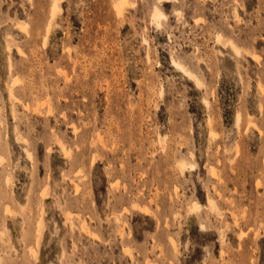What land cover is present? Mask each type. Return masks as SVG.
Wrapping results in <instances>:
<instances>
[{
  "label": "rangeland",
  "instance_id": "1",
  "mask_svg": "<svg viewBox=\"0 0 264 264\" xmlns=\"http://www.w3.org/2000/svg\"><path fill=\"white\" fill-rule=\"evenodd\" d=\"M123 1L0 0V264H264V0Z\"/></svg>",
  "mask_w": 264,
  "mask_h": 264
},
{
  "label": "bare ground",
  "instance_id": "2",
  "mask_svg": "<svg viewBox=\"0 0 264 264\" xmlns=\"http://www.w3.org/2000/svg\"><path fill=\"white\" fill-rule=\"evenodd\" d=\"M123 1V0H122ZM124 2V1H123ZM157 7V6H156ZM56 8V6L55 5H53V10ZM117 10V9H116ZM122 10V9H121ZM57 12V11H56ZM160 16H162V13L158 10V9H155V11H154V17L155 18H160ZM163 18H164V16H163ZM156 20V19H155ZM158 21H159V19H158ZM161 21H162V19H161ZM196 22V21H195ZM155 23V22H154ZM157 23H155V25H156ZM154 25V26H155ZM157 26H159V24L157 25ZM227 43V42H226ZM230 44V43H229ZM230 46V45H229ZM231 47V46H230ZM238 48V47H237ZM238 50V49H237ZM235 54V53H234ZM236 55H237V53H236ZM172 60V59H171ZM177 62V61H176ZM173 64H175V65H177L175 62H173ZM185 65V64H184ZM184 69V68H183ZM192 73V72H191ZM191 73H189V72H187V71H184V75L186 76V77H188V78H192L193 76H192V74ZM194 75V74H193ZM194 78V77H193ZM199 82V81H198ZM198 82L196 81V85L198 84ZM236 116V118H235V120H236V122L238 123V121H239V118H240V116H239V114H235ZM212 204V203H211ZM212 207H213V205H212ZM193 208V207H192ZM191 208V209H192ZM41 223V222H40Z\"/></svg>",
  "mask_w": 264,
  "mask_h": 264
}]
</instances>
